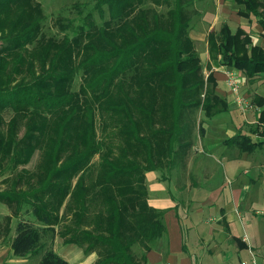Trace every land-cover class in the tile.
<instances>
[{
	"label": "trees",
	"instance_id": "obj_1",
	"mask_svg": "<svg viewBox=\"0 0 264 264\" xmlns=\"http://www.w3.org/2000/svg\"><path fill=\"white\" fill-rule=\"evenodd\" d=\"M30 1L32 7H25L8 29L2 27L0 19V30H8L10 35L3 37L0 44V70L12 62L11 72L0 79V87L9 84L11 88H0V159L1 164L8 162L0 174L11 165L18 174L15 187L0 191V198L18 212L11 247L19 256H39L35 264H71L54 248L60 233L67 243L98 251L96 264H146V250L166 231L164 211L155 210L144 201L146 210L153 215L146 218L139 214L143 203L134 192L132 197H124V206L114 199L110 201L114 217L120 218L122 212L130 216L131 211L136 215L134 234H126L117 223L112 232L107 225L93 224L90 212L93 213L98 187L86 182L82 172L92 168L93 158L98 155L99 185L130 176L136 189L140 178L146 182L147 171L164 172L163 166L154 164L151 155L154 138L168 137L170 164L185 154L183 150L192 147L195 134L189 121L182 118L184 107L200 109L206 117L217 116L229 108L215 91L214 76L209 74L206 79L189 34L197 13L194 2L76 1L69 6L72 15L55 19L57 33L47 35L45 15L38 3ZM148 1L161 2L158 4L162 8L157 9ZM236 2L242 7V14H255L264 21V0ZM11 4L15 0H0V9ZM105 7L110 13L108 18ZM95 12L103 16L101 22L94 18ZM242 35V29L232 31L224 23L210 33V51L215 60L214 50L217 56L221 54L220 63L243 69L249 78L257 77L264 73V49L252 46L248 53L239 55L240 46L250 42ZM79 77L81 83L75 90L73 83ZM135 81L149 83L153 99L150 107L144 99L133 95L131 84ZM157 85L171 93L175 104L177 117L172 118L170 129L153 128L162 124L153 115ZM6 112H12L7 131L2 127ZM105 112H112L114 117H102ZM135 114L150 117L151 132L143 134L142 117L138 120ZM44 125H49L50 130ZM18 127H24V136L16 140L12 135ZM203 131L201 126V135ZM129 136L137 147L147 148L146 157L142 158L137 148L121 142ZM239 137H233L232 142ZM43 140L46 160L41 163L45 168H39L44 172L40 171L36 179L38 186L32 182L26 186L29 190H20L18 186L26 177L18 168L31 160L37 148L42 149ZM256 145L251 143L248 150ZM140 158L149 166L142 165ZM145 190L147 202L146 185ZM110 233L111 237L106 236ZM137 243H144L145 247L136 250Z\"/></svg>",
	"mask_w": 264,
	"mask_h": 264
},
{
	"label": "crops",
	"instance_id": "obj_2",
	"mask_svg": "<svg viewBox=\"0 0 264 264\" xmlns=\"http://www.w3.org/2000/svg\"><path fill=\"white\" fill-rule=\"evenodd\" d=\"M193 2L197 13L189 34L206 79L209 74L214 76L215 91L229 108L214 117H198L197 124L204 131L201 135L196 130L192 147L168 163L164 172H146L147 203L164 211L166 231L146 250L145 261L240 264L250 259L253 251L259 264H264V73L249 78L243 69L220 63L221 54L217 56L216 50L215 60L209 46L210 33L227 23L232 31L242 29V37L249 38V43L240 46L239 55L248 53L252 46L264 49V21L255 14H242L236 0ZM261 11L264 13V7ZM227 69L238 74L240 90L254 104L253 109L244 112L239 107L227 82ZM237 135L239 139L232 142ZM244 141L257 145L248 150L250 146ZM0 202L4 204L0 203V264H28L31 256L16 255L11 247L12 224L17 216H13L9 203L1 198ZM58 236L60 233L54 248L57 251L58 244H70L61 256L71 264L98 262V251H86L84 246L67 243L62 236L60 241Z\"/></svg>",
	"mask_w": 264,
	"mask_h": 264
},
{
	"label": "rangeland",
	"instance_id": "obj_3",
	"mask_svg": "<svg viewBox=\"0 0 264 264\" xmlns=\"http://www.w3.org/2000/svg\"><path fill=\"white\" fill-rule=\"evenodd\" d=\"M35 3H38L40 5V9L42 10L43 14L45 15V26H44V31L46 32L47 35H51L54 33H57L58 31V27L55 26V19L60 17V15L62 16H67V15H72L71 11H69V6L72 5L73 3H75L76 1H82V0H33ZM161 3V2H158ZM158 3H153L152 1H148V4H151L152 6H155L157 9L158 8H162L161 4ZM32 7L31 1L30 0H19L16 3L15 0V4H11L9 7L5 8V9H0V19H1V25L4 29H8L11 24L19 17V15L21 14V12L23 10H25V7ZM144 6V5H143ZM106 9V18L109 17L110 13L108 12L107 8ZM162 12V11H161ZM101 17L99 13L95 12L94 18H96L97 21L101 22ZM8 30H0V44L2 43V38L3 37H8L10 35H8ZM11 67H12V62L6 67L0 70V79H3L5 76H7L10 72H11ZM206 67V66H205ZM205 72H208V69L205 68ZM81 83V77H79L78 79H76V81L73 83V88L76 90L79 88ZM15 84H13L14 86ZM132 88H133V95L136 96L137 98L140 97L142 99H144L147 104V107H150V103L151 101H153L152 99V93H151V89H150V85L149 83H147V81H135L131 84ZM0 88H4L5 90L7 89H11L9 87V84H5L4 86L0 87ZM156 94L157 97L154 100V119L157 121H161L162 124H155L153 125L154 127H166L167 129H170L173 125V117H177L174 113V102H173V98L171 93H168L167 91L163 90V87L160 85H157V89H156ZM228 112V111H227ZM182 118H186V120L189 121L190 126L189 128L193 129V132L195 133L196 130H199L200 132V127L197 124V120L198 117H206L205 113L200 111V109L194 110V107H184V109L182 110ZM108 116V117H114V115L112 114V112L109 113H104L102 115V117L104 116ZM232 115V111L231 113H228L227 117H230ZM5 116V123L2 124V127L7 130H10V125H7V122L9 121V119L12 116V112H6L4 114ZM135 117L138 118L142 117L141 119V126L143 129V134H148L149 132H151L150 128L151 126V122H150V117L148 116H140L139 114H135ZM194 118L196 119V121H194ZM99 121V120H98ZM46 125V124H45ZM44 128L50 130L49 125H47ZM162 125V126H161ZM99 126V125H98ZM195 126V127H194ZM100 127V126H99ZM98 127V132L101 131V129ZM189 129V130H190ZM200 134H198V137H200ZM13 138H15L16 140L21 139L24 136V127L20 128H16L15 133L12 135ZM197 137V136H196ZM154 143H153V147H152V157L155 159L154 164H156L157 166H163L164 168H166V166L168 165L169 160V156H168V137L167 136H158L156 138H154ZM197 139V138H196ZM121 142H126L127 144H129L130 148H137L138 151L141 152V157L144 158L147 155V148L140 146L137 147L138 145L134 144V142L132 140H130V136L129 138H125V139H121ZM194 140V139H193ZM198 141L199 138L197 139ZM245 144L250 146V142L248 141H244ZM198 146L200 145L197 144ZM46 141L43 140L42 142V149L41 148H37L35 150V152L33 153L31 160L24 165H20L18 168V171L23 173V175H25L26 179L24 181H21L18 186V188L21 190L23 188L29 190L28 185H30L29 183L34 182V186H38V182L36 179H38V175L41 174L40 171L42 172L43 170H40L39 168L44 167L41 163L44 162L45 158V153H46ZM20 147V146H19ZM16 148V145H15ZM190 149V148H189ZM135 150V149H134ZM45 151V152H44ZM166 151V153H165ZM183 153H186L187 150H183ZM139 152V153H140ZM184 155V154H183ZM22 160V158H21ZM141 160V164L144 166H149L143 159H139V161ZM2 159H0V164H1ZM98 163H99V158L98 155H96L93 158L92 161V168L90 170H85L83 173V179H86V182L88 183H92L94 186L97 185L98 189L96 190L95 194H97V200L95 202L94 208H92L93 213L90 212V215H93L92 217H90L91 221L93 220L94 223L93 224H103V225H107V227H109V231L112 232L113 226L117 223V225L122 226V229L125 231L126 234L128 235H132L134 234V230L132 228L133 225H135V222H137V218H135V214L131 211V214L129 216L128 213L126 212H122L121 217L120 218H116L113 216V212H112V208H111V203L110 201L112 199L116 200L119 204H122L124 206V197L126 199L132 197L131 195H134V192L136 195H138L140 198L139 200L142 201V209L138 211V209H136V211H138L139 214H143V216H145L146 218H150L153 213H149L148 210H146L145 205L147 204L146 202V190H145V185L146 182L143 183L142 178H140L138 180V185L136 187V189H133L132 187V183H133V179H131L130 176H123L120 178L115 179L116 182H111L109 184L104 185V183H101L100 185L98 184V175H99V168H98ZM8 165V162L5 161L0 165V172L1 170H3V168H5ZM48 165V164H47ZM46 165V166H47ZM91 166V165H90ZM22 169H25L24 171ZM17 171H15V168H13V165H11V167L8 170H5L3 174H0V191L3 189H12L13 187H15V178L18 176L17 173H15ZM44 172V171H43ZM20 174V173H19ZM140 174L141 177V173ZM138 174L136 179L138 178ZM79 177V175L77 176ZM131 180V183L129 181V179ZM217 179H219L217 177ZM135 180V179H134ZM76 182V177L74 179V183ZM27 186V187H26ZM30 187V186H29ZM102 187V188H100ZM104 188V189H103ZM15 190V189H14ZM132 192V193H131ZM144 201L146 204H144ZM1 203V202H0ZM1 205H4L3 203H1ZM6 207V206H5ZM64 209V206L62 207V210ZM15 213L18 212L16 211L15 206L12 207V214L13 216H15ZM17 219L14 218L13 220V232L12 234L15 235L16 232V226H17ZM69 227L72 226V224H68ZM68 229H63L64 232H66ZM129 231V232H128ZM71 234H69L68 232V236L70 237ZM106 236L111 237V233L110 234H106ZM61 237V236H60ZM58 236V239L61 241L62 238H60ZM66 237V238H67ZM57 239V238H56ZM56 241V240H55ZM144 244V243H143ZM143 244H139L137 243V247H145ZM68 247H71L70 244H67L66 246H63L62 244H58L57 245V252L61 255L63 252V250L65 251ZM144 249V248H143ZM39 259V256H31V259H29L28 264H35ZM202 261L200 260V263Z\"/></svg>",
	"mask_w": 264,
	"mask_h": 264
},
{
	"label": "built area",
	"instance_id": "obj_4",
	"mask_svg": "<svg viewBox=\"0 0 264 264\" xmlns=\"http://www.w3.org/2000/svg\"><path fill=\"white\" fill-rule=\"evenodd\" d=\"M226 74H227L228 85L232 90V92L234 93L236 97L235 100L238 103L239 107L244 112H247L249 109H253L254 104L250 102V100L247 99L240 90L239 77L236 71L227 69ZM240 264H259V261L257 259L256 254L252 251L251 258L247 260H242Z\"/></svg>",
	"mask_w": 264,
	"mask_h": 264
}]
</instances>
